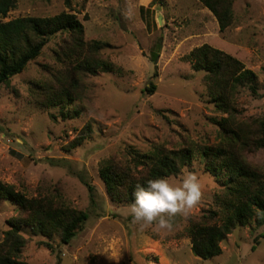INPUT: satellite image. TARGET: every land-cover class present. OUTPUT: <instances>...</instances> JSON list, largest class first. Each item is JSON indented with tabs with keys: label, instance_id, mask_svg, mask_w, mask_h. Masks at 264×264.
Instances as JSON below:
<instances>
[{
	"label": "rangeland",
	"instance_id": "374dc122",
	"mask_svg": "<svg viewBox=\"0 0 264 264\" xmlns=\"http://www.w3.org/2000/svg\"><path fill=\"white\" fill-rule=\"evenodd\" d=\"M231 8L232 23L221 32L200 0H15L3 21L72 13L83 25L85 45L99 42L95 56L111 67L95 74L78 72L76 53L63 55L72 35L59 32L24 71L0 85V181L28 198L48 197L88 215L68 244L53 236L52 248L39 243L45 237L24 228L20 262L264 264V226L258 214L228 234L221 254L211 259L193 255L187 233L190 221L219 223L223 216V178L206 171L200 152L220 141L214 119L227 116L210 101L205 73L192 69L191 50L209 44L252 70L260 95L241 88L235 114L243 121L264 118V0H232ZM55 77L76 79L77 87L68 86L70 80L66 85L77 99L43 106L44 91L37 85L56 88ZM150 82L156 86L152 94L145 91ZM157 145L192 148L190 164L168 178L174 182L193 171L202 184L198 205L177 214L170 231L134 223L128 215L131 203L112 201L99 176L104 161L130 165L131 152L149 154ZM246 158L264 173V149ZM20 216L17 205L0 200V241L10 220Z\"/></svg>",
	"mask_w": 264,
	"mask_h": 264
},
{
	"label": "trees",
	"instance_id": "16d2710c",
	"mask_svg": "<svg viewBox=\"0 0 264 264\" xmlns=\"http://www.w3.org/2000/svg\"><path fill=\"white\" fill-rule=\"evenodd\" d=\"M200 2L213 13L221 32L231 25L232 0ZM14 7L15 0H0V85L24 71L30 61L40 56L50 37L59 32H70L72 35V45L63 55L72 57V54H77L74 55L78 59L75 64L78 72L95 74L98 69H111L109 62L95 56L101 48L99 42L85 45L82 40L83 25L74 14L60 12L51 17L25 16L3 21ZM88 48L91 54L88 51V54L80 57V53ZM157 56V51L153 52L152 61L155 62ZM187 57L194 71L205 73L203 80L210 101L219 111L227 114L219 120L214 119L221 133L220 141L212 146H204L200 152L205 159L206 171L223 178V216L219 223L190 221L187 228L193 255L206 260L220 255V245L228 234L236 227L246 225L255 214H258V224L264 226V173L246 158L247 154L264 149V118L243 121L236 117L235 96L241 88L247 89L254 97L260 95L255 73L240 60L209 44L192 49ZM55 79L56 88L37 85L44 91L41 105L64 106L77 99L76 91L68 87L71 83L77 87L76 79ZM155 87L150 82L145 91L152 94ZM81 140L79 138L72 145H77ZM130 155V165L120 166L107 160L99 168L106 193L114 202L132 203L133 188L147 179L178 175L190 164L193 149H167L157 145L149 154L131 152ZM87 188L91 193L93 188L90 185ZM0 200L14 203L23 214L10 220L9 229L4 232L0 241V264H23L19 258L26 242L22 234L24 228L45 237L46 240L39 243L52 248L49 241L53 236H58L61 243L68 244L88 217L85 211L58 204L48 197L28 198L1 181ZM216 215L217 212H213L212 218Z\"/></svg>",
	"mask_w": 264,
	"mask_h": 264
},
{
	"label": "clouds",
	"instance_id": "9594fccd",
	"mask_svg": "<svg viewBox=\"0 0 264 264\" xmlns=\"http://www.w3.org/2000/svg\"><path fill=\"white\" fill-rule=\"evenodd\" d=\"M202 184L196 173L186 171L174 182L168 177H154L133 188L128 215L141 227L154 225L158 230L170 231L177 214L198 205Z\"/></svg>",
	"mask_w": 264,
	"mask_h": 264
}]
</instances>
